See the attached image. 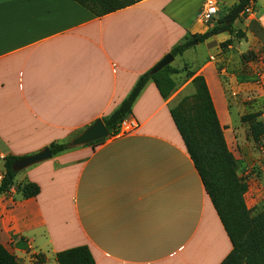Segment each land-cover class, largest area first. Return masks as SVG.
<instances>
[{"label":"crops","instance_id":"crops-1","mask_svg":"<svg viewBox=\"0 0 264 264\" xmlns=\"http://www.w3.org/2000/svg\"><path fill=\"white\" fill-rule=\"evenodd\" d=\"M236 2L142 0L97 18L72 0H0V180L4 157L35 155L109 115L186 34L207 30L206 5ZM263 7L257 0L247 17L262 32ZM174 101L148 82L126 118L135 130L16 172L40 192L0 197L11 202L0 244L24 264H58L56 253L79 246L94 264H220L232 246L171 118Z\"/></svg>","mask_w":264,"mask_h":264},{"label":"trees","instance_id":"trees-1","mask_svg":"<svg viewBox=\"0 0 264 264\" xmlns=\"http://www.w3.org/2000/svg\"><path fill=\"white\" fill-rule=\"evenodd\" d=\"M72 1L95 17L101 18L142 0ZM256 2L257 0H237L223 17L209 23L205 32L186 34L171 48L169 53L174 57L180 56L190 48L187 46L190 42L203 44L207 39L222 33H228L237 40H244L245 32L235 29L234 21L228 22L227 18L236 7L241 6L242 11L235 20H240V17L246 19L248 16L245 10L253 7ZM231 41L232 39H228L221 45H230ZM150 70L143 73L124 100L109 115L101 119L108 131V137L89 145L102 143L107 138L117 135L120 123L131 115L135 101L148 82L154 83L163 100L169 99L177 88L173 76L187 68L179 70L166 66L155 74H151ZM187 78L191 79L190 84L194 93L180 98L178 103L170 108V115L230 240L232 249L220 264H264V208L252 216L246 207L244 196L248 190V184L246 179L237 173L236 159L227 147L223 127L220 125L205 78L195 73H188ZM241 122L248 123L249 134L254 143L264 139V122L257 121L256 115H245L241 118ZM67 142L51 143L47 149L50 150L52 156H56L72 149L67 146ZM23 158L25 157L6 156L3 158L4 173L0 180V197L12 188H15V192L22 199L34 198L39 194L40 188L36 183L16 182L17 173L12 167L15 162ZM55 259L58 264H94L93 256L86 246L60 251L56 253ZM0 264L24 263L0 244Z\"/></svg>","mask_w":264,"mask_h":264},{"label":"rangeland","instance_id":"rangeland-1","mask_svg":"<svg viewBox=\"0 0 264 264\" xmlns=\"http://www.w3.org/2000/svg\"><path fill=\"white\" fill-rule=\"evenodd\" d=\"M219 6L220 9L205 23L206 26L226 14V7L223 4ZM248 18L240 17L246 39L237 40L227 34H220L218 39L224 40L214 51L209 52L202 44L192 45L187 52L174 57L169 66L179 70L187 68L173 76L177 83L171 95L175 99L173 106L180 98L194 93L191 79L187 78L188 73L205 77L227 147L236 159L237 173L247 181L248 190L244 200L250 214L254 216L264 208V139L254 143L248 123L241 122V118L254 114L257 121L264 122V28L262 32V24ZM239 23V19L234 21L235 29H240ZM228 39H232L231 44L222 46L221 43ZM214 45L215 41H212L209 49ZM11 190L15 191V188ZM10 205L8 196L0 198V210Z\"/></svg>","mask_w":264,"mask_h":264},{"label":"water","instance_id":"water-1","mask_svg":"<svg viewBox=\"0 0 264 264\" xmlns=\"http://www.w3.org/2000/svg\"><path fill=\"white\" fill-rule=\"evenodd\" d=\"M242 7L238 6L236 9L228 16L227 21L233 22L236 17L241 13ZM197 42H190L187 46L196 45ZM174 60V56L167 53L160 61H158L150 70L151 74H155L161 71L164 67L169 66ZM108 137V131L101 119H96L92 124L84 128L77 135L72 137L67 142L69 148H77L85 145L94 143L100 139ZM52 156L49 149H44L35 155L27 156L14 163L12 169L14 172L21 171L23 168H28L36 163L46 160Z\"/></svg>","mask_w":264,"mask_h":264},{"label":"built area","instance_id":"built-area-1","mask_svg":"<svg viewBox=\"0 0 264 264\" xmlns=\"http://www.w3.org/2000/svg\"><path fill=\"white\" fill-rule=\"evenodd\" d=\"M216 12H217L216 6L212 5V4H208L201 11V13L199 15L200 20L203 23H207ZM245 14L247 16L252 15V7L247 8L245 10ZM137 127H138V125L135 121H129V120L125 119L120 123L117 134L129 133V132L135 130Z\"/></svg>","mask_w":264,"mask_h":264}]
</instances>
